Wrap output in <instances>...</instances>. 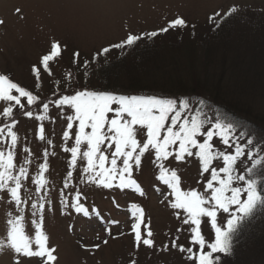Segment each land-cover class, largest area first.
Listing matches in <instances>:
<instances>
[{
	"label": "rangeland",
	"instance_id": "rangeland-1",
	"mask_svg": "<svg viewBox=\"0 0 264 264\" xmlns=\"http://www.w3.org/2000/svg\"><path fill=\"white\" fill-rule=\"evenodd\" d=\"M233 7L237 9L238 17L234 16L236 21L232 22L231 28L237 27L250 35L252 30L258 28V22L264 23V0H0V20L4 21L0 24V74L8 75L14 83L39 97L36 104L27 105L26 98L13 92L24 105L23 111L33 112L32 117L18 115L21 109L15 102L0 101V128H4V133L0 135V151L5 154L9 150L13 151L15 174H18L19 167L27 168V177L22 181L20 190L23 200L20 205L15 204L6 189H0V241L5 245L0 249V264H15L16 255L7 247V231L10 230L7 220L17 215L25 218V234L33 239L34 250L36 224L41 225L40 231L49 238L48 246L56 249L54 255H57V260L53 264L199 263L201 250L199 244L193 243V229L196 225L191 224L183 209L171 207L175 198L172 190L158 178L159 167L154 150L150 149L145 153L141 157L139 168H134L133 171V179L144 191V196H140L134 189H120L116 186L118 179L113 182L111 189L88 183L83 172L86 158L78 155L73 167L71 152L65 151L66 148L75 146L78 122H73V127L69 129L66 116L72 114V110L67 106L58 109L55 101L62 95L74 94L79 90L141 96V90L131 86L127 71L133 73L132 78L140 82L138 88L148 90V96L189 99L194 109L189 115H195V109L201 108L196 101L205 100L206 105L200 115L202 131L214 129L216 123L231 125L232 131L228 136L233 147L226 154L236 157L235 166L224 164L221 157L219 160L213 159L208 172H205L196 149L192 150V157L186 156L183 161L176 160L173 152L164 161L165 166L170 172L176 171L183 191L194 190L204 196L211 194L207 183L211 180L213 168L224 179L226 174L220 171L221 165L229 167L232 169V186L242 190L240 200L246 202L247 192L244 189L247 184L237 177L246 178L258 173L264 177V132L244 122L234 121L217 106L221 104L223 94L214 87L212 75H207L210 79L209 86L220 92L217 94L219 98L213 93H201L202 97H194L192 92H176L167 81V75H180L187 85L193 87L189 68L192 66L207 74L214 73V64L211 62L217 60L215 65L221 62V52H213L214 60L206 61L203 56H198L199 59L189 56L185 48L173 49L154 64L150 62L148 65L144 61L142 64L147 69H143L141 65L132 66L135 60L128 58L121 63L123 68L118 71H111L109 54L106 60L93 58L101 57L98 50L102 52L103 47L122 43L129 34L143 35L152 31L161 33L160 30L168 27L176 18L202 27L210 16L219 13L217 17L222 19L231 13ZM230 31L231 35L238 33ZM54 42L62 45V51L57 58L58 62L49 63L52 74L48 75L40 61ZM241 43L255 44L254 39L240 41ZM238 45L236 40L233 48L236 49ZM77 52L79 56L74 55ZM233 55L234 53L228 59ZM248 56L250 58L253 55ZM34 67L40 69L39 81L35 77ZM147 71L152 74L145 76L144 72ZM226 77L223 74V81L229 80ZM232 79L237 78L233 76ZM44 103H49L47 113L43 111ZM8 106L13 107L12 116L4 117L3 112ZM255 106L258 114L264 113V101L255 102ZM40 115H44L46 119L39 120ZM8 124H12V130L17 134L15 148H11L10 137L7 136ZM41 126L44 128V140L40 139ZM65 132L68 133L67 139ZM216 139L214 135L213 144L218 151ZM198 140L203 142L202 137H198ZM236 146L241 148L240 156L236 155ZM85 150L86 145H82L81 153ZM104 154L109 156V161L105 164L107 168L110 167V150L105 149ZM44 164L48 168L41 172ZM118 166L122 165L118 163ZM38 176H42L46 182L43 187L35 183ZM65 184L68 186L65 187ZM218 185L213 183L214 188ZM76 192H80L81 203L88 209V216L75 211L73 205L76 203ZM63 201H67V207ZM33 204L37 208H32ZM41 204L44 205L43 209L39 208ZM133 205L144 211L142 238H148L147 231H152L151 248L143 244L137 247L135 243L130 228L136 222L132 217ZM205 206L210 207L211 203ZM228 207L227 213L219 207L213 210L217 212L216 227L223 232L226 231L229 220L236 217L244 219L240 225V228H245L244 231L233 235L237 238L233 239V244L238 240L240 244L236 252L237 263L233 264H264V203L260 204V215L257 218L245 219L239 206L229 204ZM185 219L189 222L185 223ZM112 221L118 223L114 224ZM200 221L198 230L204 240L203 251L209 252V245L215 243V228L212 227L210 217H200ZM105 240L107 243H104ZM181 248L184 249L183 252L180 251ZM212 255L214 259L220 258L218 264H232L220 252ZM230 258L233 259V256ZM25 261L29 264H45L40 257L25 258L21 264H25Z\"/></svg>",
	"mask_w": 264,
	"mask_h": 264
},
{
	"label": "snow or ice",
	"instance_id": "snow-or-ice-1",
	"mask_svg": "<svg viewBox=\"0 0 264 264\" xmlns=\"http://www.w3.org/2000/svg\"><path fill=\"white\" fill-rule=\"evenodd\" d=\"M237 9L233 7L232 13H236ZM219 15V13H217ZM4 21L0 20V24ZM219 26V25H217ZM189 27L182 18L174 19L168 27L162 28L161 33L168 32L169 28L184 29ZM193 29L195 25L191 26ZM160 33L152 31L150 37H157ZM142 39L136 34H129L122 43L112 44L111 47H103L102 52L98 50L100 55L108 54L112 48L124 49L133 47ZM62 45L59 42L51 44L47 54L42 56L40 63L43 70L52 74L49 67L50 62H58L61 56ZM79 56V53H74ZM98 58V57H93ZM85 65L87 62H84ZM35 77L39 81L41 72L39 68H33ZM19 97L26 98L27 105L36 104L39 97L34 95L32 91L26 90L25 87L14 83L8 75L0 74V101L15 102L21 109L18 115L33 116L32 111L24 112V105L21 104ZM201 108L195 109V115H189L194 109L189 99H164L157 96H138V95H120L113 94L108 91L99 90H79L74 94L62 95L55 101L56 107L63 108L67 106L72 110V114L66 116L69 121L67 127L71 129L73 122H78V133L75 135V146L65 151L71 152V165L75 167L77 157L80 155L86 158V167L83 172L86 174L88 183H96L103 188H113V182L119 181L117 187L120 189H134L140 196L145 193L135 179H133L134 168H139L141 157L149 150H154L155 160L159 167V180L167 185L172 190L174 202L171 204L173 209H183L191 224L196 225L193 229L195 236L193 243L199 244L200 255L198 257L199 264H218L219 257L213 258V253L220 252L230 254L231 240L229 233L235 231L234 225L236 220L228 221V232H223L219 227H216L217 212L213 209L216 207L222 208L223 212H229V204L239 206L240 212L246 216L251 215L257 203H264V198L257 192L254 182H248V186L244 189L247 192L246 202L240 200L241 189L230 187L232 182L231 170L229 167L221 165L220 171L227 174V181L220 177V173L213 168L211 172V180L207 183V189L211 190L209 196H204L197 191H183L180 187V178L176 171H171L165 166L164 161H167L170 155L175 153V159L183 161L185 157L194 155L193 149L197 150L199 160L203 163V170L208 172L209 164L213 159L219 160L222 157L224 164H229L235 160V156L226 154L233 147L228 133L232 131L231 125H222L216 123L215 128L204 130L203 122L200 120L202 108L206 105L205 100L196 101ZM49 103L43 104V111L48 112ZM13 107L5 108L4 117H11ZM111 114V116L109 115ZM38 119L43 121L46 119L44 115L38 116ZM15 121L13 120V124ZM8 128L7 136L10 137L11 148L17 145V134L12 130V124L6 125ZM4 133V128H0V135ZM40 139L44 140V128L40 127ZM216 139V148H214L213 139ZM67 139L68 133H64ZM139 137V139H138ZM198 137L203 138V142L198 140ZM50 142V141H49ZM247 142V141H246ZM86 145V150L81 153V146ZM176 146V147H174ZM110 150V167H105L109 161V156L104 154V150ZM236 155H239L241 148L235 147ZM47 155V153H46ZM13 151L9 150L7 154L0 151V189H6L16 205H20L23 200L20 195L22 181L27 177V168L19 167L18 174L14 173L15 165L13 164ZM28 162L27 160L25 161ZM122 165V166H118ZM48 168L44 164L40 169L41 172ZM98 169V170H96ZM91 175H88V174ZM71 176V173L68 174ZM244 181V176L237 177ZM213 181L219 184V187H213ZM35 183L41 187L46 183L42 176H38ZM11 184V186H10ZM68 185L65 184V187ZM231 193L230 197L226 193ZM75 211L82 213L84 216L89 215L87 208L81 203V194L76 192L75 195ZM65 207L68 206L67 201H63ZM206 207L205 205H209ZM32 208H37L36 204ZM43 209L44 205H39ZM134 211L132 217L136 222L130 225L131 231L134 234V240L139 247L141 244L151 248L153 240L151 239L152 231H147L148 238H142V224L145 222L143 209L136 208L133 205ZM99 216V213H97ZM200 217H210L212 227L215 228V243L209 245L211 251L204 252V240L200 237L199 226ZM24 217L17 215L7 220V225L10 230L7 231L8 245L16 255L15 264H21L25 258L40 257L45 261V264H53L57 260V255H54L56 249L48 246V236L40 231V224H36L34 243L36 249H33V239L25 234ZM185 223L189 220L185 219ZM42 223V220H41ZM112 223H118L112 221ZM110 233V229H109ZM107 243V240L104 241ZM4 242L0 241V249L4 248ZM184 251L183 248L180 249ZM25 264H29L25 261Z\"/></svg>",
	"mask_w": 264,
	"mask_h": 264
},
{
	"label": "trees",
	"instance_id": "trees-1",
	"mask_svg": "<svg viewBox=\"0 0 264 264\" xmlns=\"http://www.w3.org/2000/svg\"><path fill=\"white\" fill-rule=\"evenodd\" d=\"M234 16L238 17L237 13H232L222 19H219L217 15H212L206 21L205 26L203 25L202 27L198 24L185 21L189 27L184 29L169 28L168 32L160 33L157 37H150L149 34L139 35L142 39L138 41L135 46H126L124 49L112 48L111 52L108 53L110 55L109 59L108 54L101 55V57L95 59H108L109 67L112 69L111 71H118L123 68L121 63L124 60L126 62L128 58H133L135 60L132 66L141 65L143 69H147L148 67L142 64L144 61H146L148 65L150 62L154 64L162 59L161 56H164V54L173 49L181 50L185 48L188 50L189 56L197 57V59L203 56L206 61L208 59L209 61L214 60L213 57L215 56L213 52H221L220 55L222 59L219 60L221 62L217 65H215L217 60L211 62L214 64V73L207 74L201 71L200 68H193L192 66L189 68L192 82L194 83L193 87L187 85L180 75H167V81L172 84V88L176 92H192L194 93L192 94L194 97H202L201 93H213L219 98L217 95L219 91L209 86L210 79L207 75H212L214 87L220 89L223 94L220 99L221 104L217 106L230 115V118L234 121L238 120L244 122L254 129H260L264 132V113L258 114L259 112L256 111L255 106V102L261 103L264 101V23L258 22V28L252 30L249 35L247 31H241L237 27H230L233 26L232 22L236 21V17ZM192 25H195L194 29L191 27ZM229 30H231L230 33L234 31H238V33L231 35L229 34ZM251 39H254V45L246 43L240 44V41H248ZM236 40L239 45L234 49L233 45ZM165 41L168 43H163ZM256 42H262V44ZM232 53H234L233 57L228 59ZM248 55L253 56L247 58L249 57ZM104 68L107 69L106 67ZM127 70L129 69L127 68ZM127 74L130 77L131 86L137 88V90H141L139 95L148 96L149 92H146L148 90L138 88L140 82L132 78L134 74L129 71H127ZM144 74L145 76H150L152 73L147 71L144 72ZM223 74L227 76L226 78L229 77V80L223 81ZM233 76L237 79L233 80ZM168 99L173 98L168 97ZM241 116H243V118ZM240 155L241 154H239V156ZM210 164L209 167L211 166ZM229 164L235 166V160ZM230 170L232 173V169ZM224 180L227 181V174ZM244 182L247 186L248 182H254L257 192L264 198V177H262L261 173H258L256 176H247ZM213 183L217 182L213 181ZM232 183L233 181L230 187H233ZM228 194L231 193H226V195ZM260 204L261 203H257L251 215H245V219L259 217ZM234 220L237 221L234 225L235 231L229 233V238L231 240L230 254L221 253L222 256L226 255V257H228L227 261L232 264L237 263V260H235L237 259L236 252L238 251V246H240L239 240L237 243L233 244V239L237 240L233 235L240 231L243 232L245 229L240 228L241 223L244 221L243 217H236ZM253 221L254 219L252 222ZM224 232H228V225ZM232 256L233 259L230 258Z\"/></svg>",
	"mask_w": 264,
	"mask_h": 264
}]
</instances>
